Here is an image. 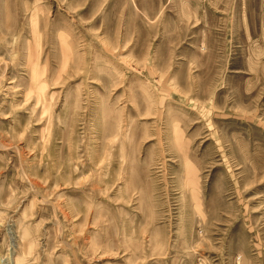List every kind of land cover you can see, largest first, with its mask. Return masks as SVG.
Returning <instances> with one entry per match:
<instances>
[{
    "label": "rangeland",
    "instance_id": "obj_1",
    "mask_svg": "<svg viewBox=\"0 0 264 264\" xmlns=\"http://www.w3.org/2000/svg\"><path fill=\"white\" fill-rule=\"evenodd\" d=\"M0 264H264V0H0Z\"/></svg>",
    "mask_w": 264,
    "mask_h": 264
}]
</instances>
